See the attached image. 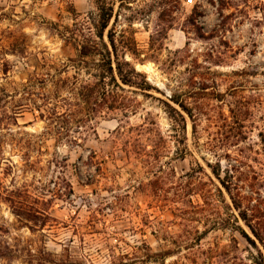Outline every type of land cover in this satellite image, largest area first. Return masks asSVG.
<instances>
[{
	"label": "rangeland",
	"instance_id": "374dc122",
	"mask_svg": "<svg viewBox=\"0 0 264 264\" xmlns=\"http://www.w3.org/2000/svg\"><path fill=\"white\" fill-rule=\"evenodd\" d=\"M124 4L116 29L133 17L144 59L135 68L168 94L196 66L212 99L194 124L182 112V129L159 93L124 86L134 113H100L77 142L42 135L27 101L41 100L22 85L43 63L66 62L57 31L96 19L95 0H0V264H253L240 229L264 248L231 197L264 233V0ZM162 25L156 50L150 35Z\"/></svg>",
	"mask_w": 264,
	"mask_h": 264
},
{
	"label": "trees",
	"instance_id": "16d2710c",
	"mask_svg": "<svg viewBox=\"0 0 264 264\" xmlns=\"http://www.w3.org/2000/svg\"><path fill=\"white\" fill-rule=\"evenodd\" d=\"M116 1L95 0L96 19L90 17L89 20L83 22L75 20L72 26L66 29L67 32L57 31V35L63 41V50L69 49L72 55H67L66 62H63L59 68L43 63L39 71L34 70L22 85L23 93L30 96L36 95L41 100L38 101L40 104L36 99H30L32 97L27 101L33 104L39 112L38 117L46 123L42 135H55L57 141L65 137L69 141L77 142L76 135L83 136L91 130L93 131L92 122L100 113L119 111L123 117L134 113L138 107L137 103L126 95L129 90L124 86L134 88L130 90L133 93L140 92L146 95H149V91L159 93L163 98H155L158 99L169 117L182 129L185 128L183 113L194 124L196 113L197 116L200 115L198 109L203 105V101L212 99L209 98L208 93L213 91L214 83L206 82L205 78L198 82L197 74L194 73L196 66L189 70L193 69L188 77V82H184L182 77L178 76L173 87L166 84V87L171 88L168 94L163 89L152 85L147 80L146 74L135 68L134 62H142L144 59L140 58L135 41V31L131 22L133 17H129L127 27L116 29L121 8L124 6L127 9H132V7L128 4L123 5L124 0H122L123 3L120 2L115 9ZM154 3L158 7H166L168 0H154ZM169 28V25L156 27L155 34L150 35L151 41H154L151 42L153 48L157 50L161 47L162 40L166 38ZM183 51L177 49L172 54L176 56ZM151 56L153 53L149 55V57ZM176 61L171 59L168 62V68L173 66ZM51 70L55 73H51ZM69 70L72 71L70 75H68ZM207 88L212 91L206 93ZM61 91H66V95ZM215 99H219V97L215 96ZM61 101L66 102L67 111H57ZM194 110L198 111L194 113ZM240 134L241 131L235 132L233 137ZM213 172L219 179L218 173L215 170ZM219 181L229 192V183L222 179ZM217 190L222 194L220 189ZM231 200L244 224L264 248V233L255 230L250 224L246 212L241 211L237 200L232 197ZM240 233L256 251V255H253V264H264V255L254 239L242 229H240Z\"/></svg>",
	"mask_w": 264,
	"mask_h": 264
}]
</instances>
